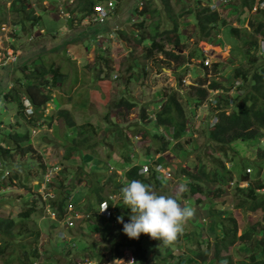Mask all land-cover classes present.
I'll use <instances>...</instances> for the list:
<instances>
[{
  "label": "rangeland",
  "instance_id": "obj_1",
  "mask_svg": "<svg viewBox=\"0 0 264 264\" xmlns=\"http://www.w3.org/2000/svg\"><path fill=\"white\" fill-rule=\"evenodd\" d=\"M12 1L0 0V4L5 5L9 13L6 30H12L11 35L16 39L14 42L16 48L11 45V41L7 37L9 34L6 35L4 33L0 35L1 49L9 48L12 50L14 48L17 55L16 60L19 61L22 55V60H24L27 55L29 56L28 62H32L35 65L37 63L34 61H37L39 56L43 55L44 57L42 59L48 65L54 63V67H59L63 73L64 80L60 86L53 88L55 89L52 94L53 101L45 109V115L51 113L50 111L52 109L59 108L61 105L59 103L60 100L62 107L75 110V117L78 123L81 124L90 121L96 125L98 132L104 131L105 133L106 131L108 134H111L110 131H112L115 125H119L124 129L125 133L130 135L135 147L133 159L136 160V163H139L137 161L139 154L144 152L145 146L148 144L155 146L154 139L149 130H158L160 132L163 130V126L153 129L151 122L142 119L143 109L146 112L149 111L148 113L154 118V112L159 108L160 100L168 94L175 92L177 98L184 105L186 115L191 121L189 125L191 130L193 129L192 132L195 133L197 131V133L190 138L193 144L191 146L187 144L185 147L188 152L187 154L181 152L182 150L179 147L175 150L165 151L166 167H164L165 173L163 175L168 177V182L160 184L159 189L154 191L160 195L163 193L176 197V195L182 192L183 188H190V185L186 182L188 179L185 177V171L183 169L203 176L201 174L202 166L198 164V161L201 160L200 158H195L197 155L200 156L199 153L203 154L202 161H207L204 159V156H207L215 166H220V161H223L227 167L230 166V170L234 172L235 178H239L240 187L246 188L254 180L256 177V165L254 163L249 164V161L252 162V160L257 159L258 148L264 147V144H260L256 140H235L230 145H226V150H221L219 144H216L212 140H210V145H206L209 138L205 135V130L214 122L216 111L214 112L213 107L209 104L207 106L203 104L196 106L194 100L196 90L192 85L196 84L195 82L200 77L203 79L208 78L207 84L212 81V78L219 80L227 87L226 90L230 95L238 93L239 97H241L244 93V88L238 90L239 86L232 85V78H230L231 74L233 76L234 67L246 60V57H244L245 53L241 51L243 48L242 42L239 38L236 39L237 37L232 34L230 27L224 28L213 43L198 41L190 33L196 27L195 18L185 9L187 7L186 4L184 6L172 0L175 15L176 13H182L180 18H177V21L181 28L180 32H182V29L184 32H182L183 36L181 40L185 47L181 51H178L183 56L180 60L174 61L165 55L156 53L153 57L145 59L146 45L143 44L142 40H139L142 35H138L141 33H145L146 35L150 32L151 27L148 25V20L142 27L138 26V23L143 21L144 17L149 16L148 13L144 15L139 14V11L144 9V1L148 0L140 1L137 6V13L139 15L131 14V16L126 15V13L130 9L128 7L132 0H113L115 4L117 2L120 3L117 11L118 14L111 15L107 24L103 26V33L109 34L110 31H116L118 29L115 32L118 34L113 38H109L108 35L105 38H100L101 36L97 34L96 39L90 36L89 32L82 34V32L87 31V28L94 25L96 20L93 22L81 16V18H75L71 22L68 14L62 12V9L66 10V5L68 3L71 5L73 0H62L63 7L61 8H59L61 0H43V6L35 2L36 0H31L32 7L36 8L35 13L42 16V23L40 22L29 35L20 31L19 27L13 24L12 19H17L18 13H13ZM150 2L161 11L159 16H154V21L162 18L159 31L163 32V34L158 36L157 40L167 44L165 39L172 33H167L165 29L173 28V23H164L166 11L164 10L162 0H150ZM51 3L58 8L52 9L50 7ZM205 3L203 5H206ZM235 3L236 0H228L224 3V5L231 8H225L226 13H232V8L234 5L236 6ZM190 4L195 5V0H188L187 5ZM262 18H264V2L257 0L256 6L249 12L245 21L243 23L233 22V24L238 27L250 29V21L255 20L254 23H258V19ZM49 28L52 30L48 31ZM15 29L19 32L17 36L15 35ZM251 33V35L254 34L258 38V43H260L259 55L261 57L260 51L264 52V35L256 32ZM30 36L32 37L29 38ZM72 37H77V40L68 46L66 53L62 49L50 50L57 45L69 43ZM143 38L148 45L152 43L148 38ZM168 47L175 50L174 46L168 45ZM197 47L203 49L207 55L200 58H191L190 53ZM14 56L13 54L12 57L15 58ZM5 57L7 58L8 55H5V50L3 49L0 53V60ZM215 61L220 62L219 70L216 73L212 71L213 62ZM14 62L8 58L5 65L0 63V80L4 79L3 83L6 80L9 81L10 84L8 87H12V82L14 81V75L8 72V68L10 67L12 70ZM138 63H142L141 66L133 69ZM203 63H208L207 65L210 67L208 71L203 67ZM261 63V60L257 61L256 66ZM130 64L133 67H130ZM255 69L253 67L251 71ZM181 75L183 76L182 83L179 80ZM249 81L247 84H249ZM246 90H252V85L248 86ZM217 93L218 91L215 94ZM104 99L106 101H103ZM121 99H127L130 103L134 102L136 106L127 109L125 105H119ZM216 99H218L217 96H215ZM0 104L1 107H4L3 103L0 102ZM1 107L0 119H2V123L0 124V133L2 134L3 130L8 128L9 125L10 127L12 124L14 125L19 117L16 115V110ZM55 117L57 119H54ZM140 120H143L142 124L138 123ZM42 123L44 124L43 127L32 130L31 142L35 149L32 156L37 159L38 155H40L41 158L37 159V164L44 161L49 163V167L46 170L44 168L37 170L36 161L33 160L31 162L32 168L25 169L24 164L21 163H25L27 159L25 156L20 157L21 155H15L12 159L8 160L12 161V167L14 169L21 168L19 171L20 178L12 180V182L8 181V186L0 190V215L2 217L17 219L22 211L30 207L36 208V211L31 214V218L28 221L35 229H40L38 248L45 261H48L46 253H49L45 249L53 242L58 245V249H61V245L58 242L64 241L65 244L67 243V247L65 248V253L61 256V264H81L89 259V257L92 258L93 255L99 257L97 259L92 258L91 264H116V262L117 264H126L125 257L130 260L131 251H125V256L121 259L115 258L113 261L109 260L113 255L111 244L108 240L101 238V231H95V228L91 230L87 227L88 222H98L94 221L93 218H87L84 221L80 219V221L76 220V226L69 229H67L64 220H59L53 226L56 220L49 216V208H46L45 201L48 198L47 195H54L55 192L47 184L53 181L56 185L55 191H57V178H62L59 169L75 171L78 165L74 161L65 162L62 160V156L73 135L66 128L65 121L57 116H53L51 121H42ZM135 124L140 126L135 128ZM29 125L31 126V124ZM109 126L112 129L107 130ZM202 126L204 127L203 130ZM112 137L114 139L119 138L117 134L112 135ZM101 141L108 143L105 141V137ZM186 142L189 143L188 141ZM257 144L259 145L257 146ZM116 149L115 147L111 149L101 147L98 156L86 157L82 161L83 168L81 173L88 176L90 183L88 185L89 188H80L77 192H74L75 196L78 195L81 199L79 205V211L81 213L79 216H85V209L89 208V202H94L95 200V191L92 188L97 185H102V193L106 196L118 190L116 183L120 179H123L125 173L124 167L128 164L126 161L118 158L120 153ZM41 152L43 153L42 155L40 154ZM177 153L178 155L176 156ZM158 155L156 154V157ZM159 166L161 165L158 164L157 168ZM246 167L252 169L247 177L248 179L244 178L243 175L245 170H248ZM0 168H2V165ZM205 170L210 172L211 165H206ZM27 173L32 177L31 180L29 178L26 179ZM5 174L9 175L7 170L4 172V177L8 178ZM263 177L264 168L261 171V178ZM98 180H100L99 183ZM74 181L77 183L78 179ZM85 183L86 181H82V184L85 185ZM153 183L156 185V182ZM236 188L237 183L234 181L225 187L226 192L223 196L217 197L215 194L216 188L209 191L206 187H203L202 192L194 194L189 199V202L192 204L189 207L194 210V216L188 222L185 228L186 232L184 231L185 234L181 235L178 241L179 245L175 244L173 246L176 255L182 254L186 259H190V256L196 257L195 252L209 250L210 255L214 254V244L217 239L211 230L213 222L209 221L211 218L210 210H213V206L222 207L221 210L226 211L227 216H233L237 219L238 235L242 234L251 226L257 225L258 228L264 226L263 212H251L245 210L243 207L236 206L242 194ZM209 193L210 196L213 195V205H210V196L207 197ZM117 196L119 197V195ZM198 198L200 202L196 201ZM180 204H182L181 201ZM186 205L187 201L181 206L185 207ZM214 217V219L217 218V216ZM199 222L203 224L200 226L198 225ZM104 225L106 226L104 228L105 233H109L108 229L111 224L105 222ZM199 230H202V236ZM217 231L219 234L222 233L219 227ZM185 235H188V237L186 238ZM59 236L61 237L59 238ZM27 239L32 238L22 235L16 236L17 244L25 242ZM67 239L69 240L65 241ZM145 244L148 247L149 259L152 260L146 264L154 261L155 252L153 248L155 245H158V254H166L169 252L167 250L169 246L159 247V240H146ZM229 246L228 249L222 248L223 255H232L235 261L246 258V247L240 241H236L235 244ZM18 248L20 249V246ZM0 264H4L3 260H0Z\"/></svg>",
  "mask_w": 264,
  "mask_h": 264
},
{
  "label": "trees",
  "instance_id": "obj_2",
  "mask_svg": "<svg viewBox=\"0 0 264 264\" xmlns=\"http://www.w3.org/2000/svg\"><path fill=\"white\" fill-rule=\"evenodd\" d=\"M42 1L43 0H36L35 2L40 6H43ZM100 1L103 0H76L75 3L71 5L73 7L67 6L66 10H70L72 15L70 21L72 22L78 17L81 18V16L85 18L86 16L92 15L95 5ZM140 1L142 0H132L128 7L130 9L127 10L126 15L131 16V14H138L137 6ZM175 1L184 6L186 4L187 7L185 9H187L189 14H192L195 18L196 27L194 31H191L190 33H192L198 41L213 43L224 28L230 27L232 34L237 37L236 39L239 38L241 40L243 46L241 51L245 53L244 57H246L244 62L239 63L234 67L233 76L232 74L230 76V78H232V85H234L236 81H241L238 90L244 88L243 95L239 97L238 93L230 95L228 92H224V95L219 94L217 96L218 99L215 103H213V101L210 102L214 109L213 111H216L215 115L217 121L214 126H209L208 129L205 130V135L209 138L206 145H210V140H212L216 144H219L221 150H226V145H230L235 140H256V142L261 144L260 139L264 136V52L260 51V57V43H258V38L255 37L254 34L251 35V32L264 35V18L258 19V23H254L255 20L250 21V29L238 27L233 24V22L243 23L249 12L255 7L257 0H236V6L233 4L234 7L232 8L233 11L231 14L226 13L225 11V8L227 9L229 6L224 5V3L228 0H195V5H187L188 0ZM203 3L206 5H203ZM230 3L232 4V2ZM162 4L166 11V19L164 20V23H173V28L165 29L167 30V33H172L165 39L167 44L161 43L160 40H157L158 36L163 34V32L159 31L162 18L154 21V16H159L161 11L154 7L150 0L144 1V9L139 11V14L144 15L145 13H148L149 16L144 17L143 21L138 23V26H144L145 22L148 20V25L151 27L150 32L146 35L145 33L138 35H142L139 40H142L143 44L146 45L144 58H151L158 53L165 55L174 61H178L183 56V54L178 51H181L185 47L181 40L184 32L183 29V33L180 32L181 28L177 21V18H180L182 13H176L175 15L172 0H162ZM119 5L120 3L117 2L116 13ZM50 7L53 9L55 8V5L51 3ZM221 7L223 8L220 9ZM12 10L13 13H18L17 19H12L13 24L19 27L20 31L27 35H29L32 30L40 24V22L42 23V16L35 13L36 8L32 7L31 0H13ZM8 16L9 13L5 5L0 4V32L2 24L8 22ZM104 25L94 23V25L87 28V31L82 32V34L89 32L90 36L95 39L98 33L104 32ZM17 29H15L16 36L19 34ZM51 30V28L48 29V31ZM143 37L148 38L152 43L148 45ZM13 38L15 39V37ZM76 40L77 37H72L69 40V43L65 45H57L50 50L62 49V51L66 53L68 46L75 43ZM168 45H171L172 47L174 46L175 50L170 49ZM13 46L16 48L15 43H13ZM206 55L207 53L198 47L190 53L191 58H200L205 57ZM43 57V55H40L37 61H34L37 63V65H35L32 62H28L29 56L27 55L26 58L22 60V55L20 56L19 61L17 60L14 62L13 70L7 67L8 72L14 75V86L12 88H8L9 81L6 80L5 83H3L4 79L0 80V101L4 104V107H1V104L0 107L16 110V115L19 117L15 123L16 125L12 124L11 127L9 125L8 128L3 130L2 134L0 133V166L2 165V168H0V190L8 186V181L12 182V180L20 178L19 171L21 168L14 169L12 167V161H8L12 159L13 156L21 155L20 157H26L27 161L21 163L24 164L25 169L32 168L31 162L33 160L36 161L35 164H37V159H40L41 157L38 155L36 159L32 156V153L35 150L31 142L32 129L43 127L44 124L42 121H51L53 116H57L65 121L66 127L68 126L72 130L70 132L73 133L69 145L66 147L65 154L62 156V160L65 162L74 161L78 165V168L75 171H70L69 169L61 171L62 178H57V191H55L56 185L53 181L47 184L48 187H51V189L54 190L55 196H48L46 204L48 203L53 209H56L59 220L63 219L67 212L66 207L69 204V197H72L71 201L72 203L74 202L76 209L79 208L81 199L78 195L75 196L74 192H77L80 188H88L86 186L90 183L88 176L81 173L83 168L82 161H84V158L86 157L98 156L101 147L109 149L113 147L116 149L118 147L116 150L120 152L121 159L130 165L126 170L123 179H120V181L116 183L118 185V191L123 187L124 182L133 179L141 180L145 184L150 185L153 190H158L160 184L167 183V178L157 177L159 172L155 168L151 169V174L149 175L140 173V170L143 163L146 162L147 164H150V162L153 161L154 153L162 154L168 149L182 147L185 144L184 138L187 133H192L189 125L191 121L186 115L184 105L177 98L175 92L168 94L165 98L160 100V106L154 112V118L148 113L149 111L146 112L145 109H143L142 119L151 122L153 129L163 126L164 130L162 132L158 130H149L154 139L155 146L152 144L146 145L144 152L139 154V163H134V144L131 141L130 135L125 133L124 129L119 125L116 124L113 129L110 126L107 128V130L112 129V131H110L111 134H108L106 131L105 133L104 131L98 132L96 125L90 121L81 124L78 123L75 117V110L62 107V102H60L61 105L59 108L57 107L54 111L52 110L51 113L44 114L48 103L53 99L52 94L55 90L53 88L60 86L64 77L59 67H54V63L48 65L44 59H42ZM258 59L261 60L262 63L256 66L257 61H259ZM138 64H136L135 67L130 64V67L135 69L137 66L140 67L142 63ZM219 66L220 62H213L212 71L214 73L218 72ZM142 67H144V65H142ZM203 67L207 71L210 68L205 63H203ZM253 67L256 69L251 71V68ZM179 80L180 83H182V75L179 77ZM208 80V78L203 79L200 77L195 82L196 84L192 85L196 90L194 98L196 106L203 104L208 97H211L210 90L227 88L215 78H212V81L209 84H207ZM248 81L249 84H247ZM251 85L252 90L247 91L246 88ZM24 96H27L33 105L34 112L31 115L26 114L23 103ZM103 101H106V99ZM119 105H125L128 109L136 106V103H130L127 99H121ZM54 119L57 118L55 117ZM1 123L2 119H0V124ZM138 123L142 124L143 120L138 121ZM29 124H31V126ZM138 126L140 125H134L135 128H138ZM203 129L204 127L202 126V130ZM115 134L119 136L118 139L112 137V135ZM103 137H105V141L108 143L101 141ZM186 141L192 144L190 139H186ZM262 143L264 144V142ZM258 145L259 144H257V146ZM183 150L186 151L185 148ZM40 154L42 155L43 153L41 152ZM199 155L200 156H195V158H200L201 160L198 161V164L202 166L201 174L205 175L204 178H201L197 173L183 169L185 171L184 175L187 178L192 177L194 181H197L196 185L195 182H189L191 190L197 192L202 191L203 187H206L210 191L216 188V196H223L226 192L225 186L236 179L234 172H232L230 166L227 167L223 161H220V166H215L212 161H209L207 156H204V159L207 161H202L203 154L199 153ZM155 161L165 164V158L162 155H160ZM251 163L256 165V177L246 188L240 187L239 183H237L236 189L242 194L240 195V199L236 206L243 207L245 210L251 212L261 211L264 213V177L261 178V171L264 168V147L258 148L257 159L252 160V162L249 161V164ZM206 165H211V172L205 170ZM36 167L37 170H40L41 168L46 170L49 167V163L42 161L40 164H37ZM199 168L201 169V167ZM246 168H249L250 171L252 170L250 167ZM5 170L8 171V178L5 177V179H1ZM250 171L245 170V173L243 174L244 178L248 179L247 177L249 176ZM28 178L31 180L32 177L27 173L26 179ZM75 179H78L77 183L74 181ZM82 181H86L85 185L82 184ZM99 182L100 180H98V183ZM153 182H156L157 186ZM92 189L95 191V200L94 202H89V208H86L85 210L86 212H89L88 218H93L94 221L98 222H88L87 227L91 230L95 228V231H101V238L103 240H108L111 244L113 255L110 260L114 258H123L124 252L130 249L135 258V264H146L147 262L152 261L149 259L148 247L145 244L146 240L151 239L150 236L141 234L138 240L130 239L123 233V225L118 222L117 218L123 215L124 222L128 223L130 220L131 209L127 208L123 202L118 203L112 217L110 219L104 218L99 215L95 209L99 202L106 199V196L102 193L103 186L97 185ZM184 192L185 188H183L181 194ZM162 195L168 194L162 193ZM210 199V205H213V200L212 198ZM221 209L222 207L213 206V210H210L211 218L209 221L213 222L211 230L215 233L217 239L214 244L213 255H210V251L206 250L205 252H195L196 256L200 257L199 259L193 256H190V259H186L182 254L176 255L170 248L168 253L158 254V245H155L153 248L155 252L154 261L152 263L150 262V264H264V226L260 228H258L257 225L251 226L242 234L238 235L237 219L233 216H227V212ZM35 211V207H30L29 209L22 211L17 219L2 217L0 215V260H3L4 264H43L46 262H49L48 264H61V256L66 251L65 248L67 247V243H59L61 249L57 248L58 245L55 244V242L51 243L50 246L45 249L46 252H49L46 253L48 261H45L38 248L40 229H35L28 221L31 218V214ZM214 216H217V218L214 219ZM57 222L58 221L54 222L53 226H55ZM105 222L111 224L108 229L109 233H105ZM202 224V222H199L198 225L201 226ZM218 227L222 231L221 234L217 231ZM199 231L202 236V230ZM18 235L27 236L32 239H27L25 242L17 244L16 236ZM9 237L11 238L9 239ZM236 241H240L245 245L247 252L246 258H241L237 261L233 259L232 255L222 254V248L228 249L230 247L229 245L235 244ZM18 246H20V249ZM97 257L99 256H92V258L95 259H97ZM92 258L89 257L88 260H91Z\"/></svg>",
  "mask_w": 264,
  "mask_h": 264
},
{
  "label": "clouds",
  "instance_id": "obj_3",
  "mask_svg": "<svg viewBox=\"0 0 264 264\" xmlns=\"http://www.w3.org/2000/svg\"><path fill=\"white\" fill-rule=\"evenodd\" d=\"M75 1L76 0H73L71 5H73L75 3ZM109 1L113 2V8H112V10L109 11L108 17L104 21H97L96 20L94 22L95 17L97 15L96 7L99 5L106 6ZM262 2H264V0H262ZM68 5H69V3L66 5V7ZM71 5H69V6H71ZM61 7H63V1L62 0H61V3L59 4V8H61ZM116 7H117V4H115V2L113 0L100 1L95 5L93 14L90 16H86L85 18H88L89 20L93 21L94 23H98V24H102V25L107 24V21L111 17V15L118 14V13H116ZM57 8L58 7L55 5V9H57ZM62 12L68 14V17L71 18L72 15H71L70 10L62 9ZM7 26H8V23L2 24L0 35L4 34V33H6V35L9 34V36L7 35V37L10 39L11 45H13V43L15 42V39L11 35L12 30L11 31L9 29H8L9 31L6 30ZM116 31L112 30L109 32V34L98 33V35L101 36L100 38H105L106 35H108L109 38H113L118 34V33H115ZM98 35H96V36H98ZM30 37H32V36H30ZM109 38H107V39H109ZM263 44H264V41H263ZM14 48L12 50H10L9 48L8 49H5V48L1 49V47H0V53H1V50L4 49L5 55L6 56L8 55L7 58L6 57L4 59L2 58L0 60V63H3L5 65L6 60L8 58H10L13 61H17L16 60L17 55H16V51ZM13 54L15 55L14 56L15 58L12 57ZM206 64H208V63H206ZM9 84H10V82L8 83V86H9ZM240 84H241V81H236V83L234 85L239 86ZM13 86H14V81L12 82V87ZM12 87H8V88H12ZM224 89L218 88V89L210 90V92H211L210 96L211 97H208L207 100L203 103V105L204 106H207L208 104L211 105L210 104L211 101H213V103H215V101H217V99L215 100L214 95L218 96L219 94L222 95L224 92L225 93L228 92L226 90V88H224ZM216 91H218L217 94H215ZM52 101H53V99H52ZM60 102L61 101L59 100V103ZM23 103H24L26 114L31 115L34 112V108H33L31 101L29 100V98L27 96L23 97ZM49 103H51V101ZM52 110H54V109H52ZM214 118H215V120L211 124V126H214L216 121H217L216 115ZM66 128L68 129L69 132L72 131L68 126ZM35 129H38V128H35ZM163 130H164V128H163ZM196 133H197V131H195V133L188 132L187 135L185 136V138L190 139ZM185 138H184V142H186ZM260 142H261V144H263L262 142H264V136L261 137ZM187 144H189L191 146L193 143L190 144V143L186 142L182 147H179L182 150L181 152H183L184 154L188 153V152H186L187 150L186 151L183 150L187 146ZM169 150H172V149H168L167 151H169ZM173 150H175V149H173ZM164 153L165 152H163L162 154L157 153V155L159 154L158 157H156V153H154L153 161H151L150 164H147L146 162L143 163L142 168L140 170V173H142L144 175H149V174H151V169L155 168L159 172V174L157 175L158 178H162V177L168 178L165 175H163V173H165L164 167H166V161H165V164L155 161L156 159H158L160 157V155L165 157ZM64 154H65V152H64ZM177 155H178V153L176 154V156ZM118 158L121 159L120 155L118 156ZM165 160H166V157H165ZM209 161H210V159H209ZM116 162H117V160H116ZM133 162L136 163V160H134ZM158 164L161 165V166H159V168H157ZM129 167H130V165L124 167L125 172ZM59 171L61 172L63 170L59 169ZM70 171H73V170H70ZM247 171H250V169L248 168ZM5 175H7V174H5ZM202 175L203 176H200V177L204 178L205 175L204 174H202ZM3 178H5L4 173H3V176L1 177V179H3ZM187 179H188V180H186L187 184H189L190 181H192L193 183L195 182V185L197 184V181H194L192 179V177H189ZM234 181H236V183H239V178L238 179L236 178ZM234 181H232V182H234ZM232 182H230L227 186H229ZM227 186H225V187H227ZM86 187L89 188L88 185ZM202 191L193 192L191 190V186H190V188L185 187V192L183 194L179 193L178 195H176V197H173L171 195H160V194H157V192L154 191L150 185L145 184L141 180L133 179L131 181L124 182V185L120 189V191L117 190L113 194L110 193L107 196L105 195L106 199L99 202V204L95 207V209L97 210V213L99 215L103 216L106 219H110L112 217L113 213L115 212L117 204L123 202V204L126 205L127 208L131 209L130 220L128 223H125L123 215L119 216L117 219H118V222L123 225V229H122L123 233L128 238L138 240L140 238L141 234H145V235L150 236V238L153 240H159L161 242L159 247H168L169 246V248L172 251H174L173 246L175 244L179 245L178 241L180 240L181 235L185 234V232H186L185 228H186L188 222L194 216V210L189 207V205L192 206V204L189 202V199L192 196H194V194L202 192ZM117 195H119V197ZM47 196L54 197L55 194L54 195L49 194ZM212 196H210V198H212ZM207 197H209V194L207 195ZM71 199H72V197H69V201H68L69 204L66 207L67 212H66L64 218L61 219V220L65 221V224H67V229L72 228L73 226H76V220H79V219L83 220V219H87L89 217V212H86L85 216H79L81 212L79 211V208L76 209L75 204H74V202L72 203ZM180 201L182 204H184L185 201H187V205L185 207H182L181 206L182 204H180ZM196 201L200 202L199 198L196 199ZM70 204L73 205L71 210H69ZM45 205H46V208H49L48 209L49 216L59 222L56 209H53L48 203ZM70 220L73 221L72 225L69 223ZM212 233L215 234L213 231H212ZM60 237L61 236H59V238ZM185 237L187 238L188 235H185ZM68 240L69 239H67L65 241H68ZM62 242H64V241H62ZM62 242H58V243H62ZM167 250H169V249H167ZM127 251H131V250L128 249V250H126V252ZM126 252H124V256H125ZM195 258L199 259L200 257L196 256ZM119 259H121V258H119ZM109 260H110V258H109ZM125 260H126V264H135V258H134L132 251H131V255H130L131 261L126 257H125ZM112 261H113V259H112ZM91 263H92V261L87 259L85 262H83L81 264H91ZM116 264H117V262H116Z\"/></svg>",
  "mask_w": 264,
  "mask_h": 264
},
{
  "label": "built area",
  "instance_id": "obj_4",
  "mask_svg": "<svg viewBox=\"0 0 264 264\" xmlns=\"http://www.w3.org/2000/svg\"><path fill=\"white\" fill-rule=\"evenodd\" d=\"M112 8H113V2L112 1H109L106 6H103V5L97 6L96 7L97 15L95 17V20L104 21L108 17L109 11L112 10ZM72 207H73V205L70 204L69 210H71ZM69 223L72 225L73 221L70 220Z\"/></svg>",
  "mask_w": 264,
  "mask_h": 264
}]
</instances>
